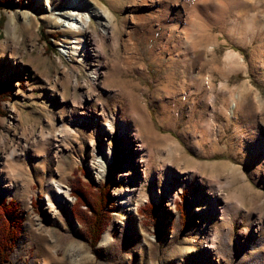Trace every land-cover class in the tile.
<instances>
[{"label": "rangeland", "instance_id": "rangeland-1", "mask_svg": "<svg viewBox=\"0 0 264 264\" xmlns=\"http://www.w3.org/2000/svg\"><path fill=\"white\" fill-rule=\"evenodd\" d=\"M93 1L112 13L115 29L111 41L115 46L110 42L100 45L97 38L101 55L99 58L91 56L89 60L67 57L65 49L73 42L75 33L53 27L50 18L54 16L45 11L44 0H0V200L15 202L16 214L21 219L14 248L6 252V261L0 264H264V162L259 167L243 166L245 180H236L233 186H227L225 176L213 172L211 167L222 162L241 166L238 146L244 142L238 131L235 134L237 123L234 120L225 125L226 119L220 110L231 107L232 111L233 106L224 102L221 91L226 85L234 96L236 88L248 81L264 101V72L260 71L264 48L257 41L237 45L220 24H204L192 15L182 18V21H195L198 27L187 37L193 36L197 42L205 37L207 43L217 44L213 54H206L211 62L202 67L201 74L210 75L217 87L216 124L222 130L216 136V143L213 138L214 143L209 138L202 141L204 126L200 127L196 120L203 111L201 101L205 92L181 93L183 86L188 84L184 77L196 71V61L191 67L189 60L185 66L181 57L175 58L177 51L172 46L176 45L175 36L181 34L171 32L173 24L167 22L168 15L163 16L167 23L148 36L149 28H142L143 25L135 22L137 12L131 8L132 0ZM228 17L227 22L234 20L231 14ZM86 21L90 30H98L95 18ZM181 25L185 27L186 24ZM228 50L243 57L248 66L246 74L240 71L223 74L220 61ZM9 54L13 55V60L8 58ZM200 54L201 50L195 53L197 58ZM98 62L104 66L101 84L88 98L85 93L86 89L91 91L88 85L90 65ZM141 65L145 66L143 75L139 74ZM182 70L187 75L182 74ZM73 79L77 86H73ZM52 87L57 94L51 96ZM62 92L63 103L58 96ZM136 96L145 107L146 123L154 132L172 137L182 157L172 159L164 149L150 145L151 141L161 142L149 137L141 122L133 121L130 103ZM249 101L248 97L247 105ZM62 104L69 105L67 125L72 132L57 137L62 133L58 113ZM137 110L141 117L142 109L137 107ZM257 114L258 130L264 133V116L259 115L260 119ZM239 120L244 121L240 115ZM121 122L132 123L141 136L138 139L124 137L120 133ZM108 124L111 131L100 134ZM147 138H151L150 141L146 142ZM141 142L145 150L139 154L136 145ZM106 143L114 147L115 158L106 178L97 183L87 166L88 151L92 145ZM125 147L129 148L128 155ZM148 148L153 152L159 148L161 151L149 161L155 173H161L162 169L182 173L180 185L173 179L167 185L175 198L170 201L166 194L159 193L161 183L155 177L152 182L149 176L139 189L150 197L139 203L137 213L120 210L114 193L131 186L139 187L143 167L134 163L146 155ZM12 149L15 150L14 158L9 156ZM120 171L125 175L118 178ZM50 177L68 181L74 223L63 211L57 214L59 225L41 209L44 178ZM10 182L15 184L11 189ZM105 186H108V205L101 210L104 222L98 239L93 242L89 235L92 214L82 204L78 206L80 209L75 206L73 188L84 190L95 209L104 196L96 194L94 189ZM39 190L41 192L37 193ZM214 190L221 194V205L229 204L228 214L236 212L228 221H220L218 209L215 213L209 209L210 194ZM231 196L235 199H229ZM75 216L86 218V224ZM87 219L91 224L87 225ZM258 219L263 222L260 233ZM27 221L31 223L30 236L25 225ZM111 226L113 241L100 246L103 233ZM208 245L212 247L207 248Z\"/></svg>", "mask_w": 264, "mask_h": 264}, {"label": "bare ground", "instance_id": "bare-ground-1", "mask_svg": "<svg viewBox=\"0 0 264 264\" xmlns=\"http://www.w3.org/2000/svg\"><path fill=\"white\" fill-rule=\"evenodd\" d=\"M43 4L45 11L49 12L51 16H54L53 17L54 19L50 18L53 21L52 24L53 27L60 28L65 32L69 31L75 33L74 34L75 36L73 35L72 38L73 42L70 43V45L67 44L68 47L65 49L66 50L65 53L67 57L72 59L73 57H81V58L87 57V59L90 60L91 56L94 57L95 55H97V57L99 58L100 57L99 55H101V48H99L100 46L98 47L96 44L97 38L101 43L100 45H105L108 42H110L112 46H115L114 44L115 42L111 41L112 39L111 34L114 32L113 29H115L113 26L114 18L112 16V13L106 7H101V8L98 7L97 3L94 2L93 0H44ZM131 4L133 5L131 6V8L137 12L136 13L137 15L135 17V22L137 23V25L140 26L143 25L142 28H145L144 26L149 28L147 29V31L149 32L148 36H150L151 32L155 33L156 29L158 30L161 25H164L167 22H172L173 29L171 32L173 34L174 32L181 34V35L177 34V36H175L174 38V42L176 43V45H178V47L175 44L172 46V49L177 51L175 58L181 57L185 66L187 65L188 62L187 60H189V65L191 67H193V62L196 61V65H195L196 71L194 73L191 72L187 75L185 74L186 73L185 70L181 71L182 74L187 75L186 78L184 77V81H188L187 86L186 87L183 86L181 93L191 94L193 92L194 94H199L202 91L205 92V98L204 100L201 101V106L203 111L199 113L196 120L197 121L196 124H199L200 127L204 126V130H202L201 133L202 141H205L207 140V138H209L210 141L213 142L212 141L213 138L214 142L216 143L218 141L216 136H218L217 134H219L220 131L222 130V127H219L216 124V122H218L216 118V111L218 110L215 108L214 99L215 96L217 95V87L213 85L212 78L210 75L205 77L204 75L201 74V69L207 62L209 61L211 62V59H208L207 55L209 53L211 54L214 53L215 51L214 49L217 46V44L215 42L207 43L206 41L207 39L204 36H203L204 38L202 39L200 38L199 42H197L193 38V36H190L191 38L187 37V34L189 35L192 34L198 27H196L197 24L194 23L195 21L194 22L186 21V20L182 21V18L185 15L187 16L192 15L198 17V19L200 18L201 20H203L205 22V23L203 22L204 24L211 22L214 24L215 23L220 24L227 29L226 31L229 35L234 37L233 40H235V43L237 45H241L243 43H248V42L250 43L251 41H257L264 48V0H192V1L132 0ZM164 14L168 15L169 17L167 19L168 21L163 18ZM230 14L234 17V20L227 22V18H229L228 16ZM89 18L96 19V26L98 28L97 31L89 29L88 21H86V19ZM193 20L194 19H192V21ZM131 23H133V25H136L132 21V19H131ZM182 23L186 24L185 27L181 25ZM154 26L155 29H153ZM76 34L79 35L76 36ZM2 50L5 52L6 50L5 46L2 47ZM159 50H161V47H159ZM166 50L168 51V48H166ZM199 50L202 51V54H200V57L197 58L195 53L198 52ZM12 56L13 55L9 54L8 58H11L13 60L14 57ZM188 57L189 59H187ZM129 59H131V57ZM255 60L256 58L252 59L251 65L255 63ZM96 64L93 66L90 65L91 67L90 69L92 71L88 80V85H90L91 91L89 89H86L87 93H85V95H87L88 98L93 95L92 91H97L96 90L97 87H99V84H101L100 78L101 75H103L104 66H101L99 62ZM261 65H262L261 66L262 69L260 71L262 73L264 72V61L261 63ZM220 67L221 70L223 71V74L224 73L229 74L231 72H237V71L246 74L248 71V66L245 63L243 57L239 53L233 50H228L224 54L222 60L220 61ZM144 72H145V66L141 65V68L139 69V74L143 75ZM72 83L73 86H77L76 79H73ZM55 91L56 90L52 87L50 89V95L52 96L57 94ZM221 92L224 102H228V104L231 103L230 105L233 106L232 111H230L231 107H229V109L228 107H225L220 110V113L226 119L225 125H229L230 122L234 120V122L237 123V125L234 128L235 134L237 133L236 131H238V133L240 134V138H242V141L244 142L238 146V151L240 152L239 154L241 156L240 157L241 166L229 165L228 163L222 162L211 165V167L213 172L216 171L219 174H223L225 176L228 184V185L226 184L227 186H233L232 184L236 182V180L239 182L240 181L243 182L245 180L246 174L243 170V166L250 167L254 165L256 167H259L261 166L262 162H264V133L263 131H261V129L258 130L259 128L256 124L257 117L255 116L257 112H258L257 114L258 118L261 119L262 116H264V106H263L264 101L262 100L260 93L254 88H252V86L249 84L248 81H244L243 83H241L239 87L236 88L237 93L234 96L231 89H228L226 85H223V90ZM63 95L64 92L58 95L62 103L64 102ZM130 97L132 98V96ZM248 97L251 102L249 101L250 103L247 105ZM137 107L142 109L143 115L141 117L137 115L138 114ZM130 108H131V114H132L131 116L133 121L141 122L146 128V131L149 133V137L158 139L160 140L159 142H161V143L158 142L159 144H156V143H152L153 141H151L150 145L164 149V152L166 151L167 153H169L172 159L182 157V154L179 150V145L172 139V137L170 138L169 136H165V135L162 136L159 133L154 132L153 129L150 127V125L146 123L145 120L147 115L144 111L145 109L144 105L141 104L140 97L137 98L136 96V98L134 97L132 99L130 103ZM68 111H69V105L67 104H62L58 109L59 117L62 121V126H61L62 133L57 135V137H61V136L64 137V133L66 135L72 132L71 128L68 126L69 124L67 125L68 123L67 118L70 115V114L67 115V113H70ZM204 112H206V114ZM179 115H181V112L179 113ZM239 115L242 116L244 120L243 122L239 120ZM259 115L262 116L260 117ZM131 124L132 123L124 124L121 122L119 126L120 133L124 134L125 135L124 137L130 138V136H132L135 139H138L141 136L140 130L135 129V127L133 128ZM106 128L107 129L102 130L100 134H105V133L107 134L111 131V127L109 124L106 126ZM233 135L234 133L232 134V136ZM150 139L147 138L146 142L147 140L150 141ZM136 146H138L137 152H139V154L142 153L141 150H145V146L143 142L137 144ZM57 147L58 149H60L59 145ZM159 149H156V152H153L152 149L148 148L147 153L144 157L141 156L140 159L138 158L139 160H135L134 163L135 165L139 167H143L141 169L142 177H143L142 181H139L140 183L139 187L131 186L130 188L124 190L119 189L115 191L114 197L116 199V205L118 209L123 211H131V212L137 211L136 209L139 203L142 202V200H145L150 197L149 193H145L143 191L141 192L139 189L140 186H142V184L147 181L149 176H151L150 178L152 182H154V177H155V180H158L161 183L159 193L166 194L170 201L175 198V194L169 193L170 190L167 185L172 181V179L174 183L180 185L181 180H183L182 173L181 172L178 173L177 171L166 172L163 169L161 173L160 172L155 173L151 169V165H149V161H152L151 159L156 157L158 152H161L159 151ZM14 151L15 150L12 149L9 152V156L11 158H14ZM125 151L127 155L130 153L128 147L127 148L125 147ZM164 152H162V154ZM88 153H89V161L87 162L88 169L91 171L92 178L94 179V181L99 183L106 178L108 167L115 158L114 147L111 146L109 143H106L105 145L102 146H94V147L92 145ZM123 175L125 174H122L120 171L118 174V178H121ZM212 184L215 183L213 182ZM14 185H15L14 183L11 184L10 182V189L13 188ZM44 185H45V193L40 200L41 209L44 212L48 213L49 217L59 225H61V223L60 220L58 219L59 217L57 218V214L63 211L67 212L68 220L73 222L70 213L72 207V201L70 200L69 197L68 181L57 180L54 177L53 178L50 177V178H44ZM216 190H214L210 194L211 203L209 205V209L214 213H215V209H218L217 214L220 217V221L222 222H224L225 220L228 221L229 218L235 216L236 212H234L231 216L228 214V211L230 210V206L225 202L224 205H221V194ZM40 192L41 190H39L37 193ZM233 197L234 196H231L229 197V199ZM120 218L124 219V217L122 216ZM25 225L27 229L29 228L30 230L31 223L27 221L25 222ZM258 225H259V229H260L259 233H260L263 230L262 220H260ZM30 232L32 231L30 230L28 232L29 236H30ZM112 232H113V227L111 226L103 233L102 239L100 241V246L103 247L107 246L110 244V242L113 241ZM211 244L213 245L214 243L211 242ZM211 247L212 246L209 245L207 246V248H211Z\"/></svg>", "mask_w": 264, "mask_h": 264}, {"label": "trees", "instance_id": "trees-1", "mask_svg": "<svg viewBox=\"0 0 264 264\" xmlns=\"http://www.w3.org/2000/svg\"><path fill=\"white\" fill-rule=\"evenodd\" d=\"M73 190L75 191L73 195L74 197H76L75 206L79 208L78 206L82 204L86 206L88 211L92 214L93 229L91 226V231L89 230V235H91L90 238L93 240V242H95L98 239V236L101 232L100 226L104 222L103 220L104 215H102L101 210L106 207L105 205H108V203H106L109 198V196L107 195L108 186L102 187L100 189H94L96 191V194L100 193V195L104 196L103 199H101V201L99 200L95 209L92 208L91 206L92 202H90L89 200V195L86 194L84 190L82 189L75 190L74 188ZM16 209H17V204L15 202L10 201L7 203L3 200H0V261L1 262L6 261V257H7L6 252H10L13 250L14 248L13 244L19 234L21 219L17 216ZM78 218L83 225L86 224V218H80V217ZM88 223L91 224L89 219H87V225Z\"/></svg>", "mask_w": 264, "mask_h": 264}]
</instances>
